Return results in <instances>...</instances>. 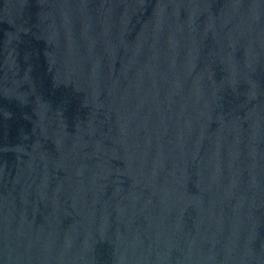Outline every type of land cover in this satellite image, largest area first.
Masks as SVG:
<instances>
[{
	"label": "water",
	"instance_id": "95a60500",
	"mask_svg": "<svg viewBox=\"0 0 264 264\" xmlns=\"http://www.w3.org/2000/svg\"><path fill=\"white\" fill-rule=\"evenodd\" d=\"M0 264H264V0H0Z\"/></svg>",
	"mask_w": 264,
	"mask_h": 264
}]
</instances>
